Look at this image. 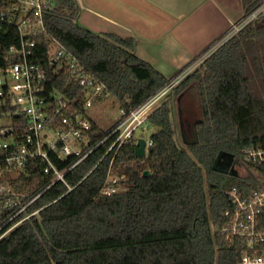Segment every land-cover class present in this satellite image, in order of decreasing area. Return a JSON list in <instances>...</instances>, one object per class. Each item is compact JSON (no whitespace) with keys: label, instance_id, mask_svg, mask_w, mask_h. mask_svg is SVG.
<instances>
[{"label":"trees","instance_id":"trees-1","mask_svg":"<svg viewBox=\"0 0 264 264\" xmlns=\"http://www.w3.org/2000/svg\"><path fill=\"white\" fill-rule=\"evenodd\" d=\"M263 2L243 0L244 17ZM79 13L78 0H53L48 29L123 106H139L182 72L168 78L137 55L133 38L95 32L78 22ZM148 122L159 130L144 157L133 139L100 161L111 137L69 175L71 184L81 181L72 191L57 199L67 187L56 185L34 205H47L39 215L0 239V264H239L243 242L221 228L227 191L245 178L212 166L222 150L239 160L248 147L264 145V13L174 86ZM99 131L94 122L92 135ZM111 166H127V186L105 195Z\"/></svg>","mask_w":264,"mask_h":264},{"label":"built area","instance_id":"built-area-1","mask_svg":"<svg viewBox=\"0 0 264 264\" xmlns=\"http://www.w3.org/2000/svg\"><path fill=\"white\" fill-rule=\"evenodd\" d=\"M53 0H0V239L47 205L36 202L58 184L72 191L69 175L95 149L115 136L112 150L140 138L155 104L218 46L264 13V2L166 87L134 108L123 106L107 83L48 29ZM199 63V64H200ZM59 84V85H58ZM76 87L81 93H73ZM71 91V96L66 92ZM117 102L121 116L92 135V109ZM152 141L147 140L146 152ZM99 161V162H100ZM234 167L243 186L227 191L230 205L221 231L242 240L239 264H264V145L248 147ZM110 167L102 193L126 189L125 175ZM56 199V200H57ZM55 201V200H54Z\"/></svg>","mask_w":264,"mask_h":264},{"label":"crops","instance_id":"crops-1","mask_svg":"<svg viewBox=\"0 0 264 264\" xmlns=\"http://www.w3.org/2000/svg\"><path fill=\"white\" fill-rule=\"evenodd\" d=\"M84 7L83 26L133 38L137 55L165 75L166 62L175 75L190 67L245 14L243 0H84Z\"/></svg>","mask_w":264,"mask_h":264},{"label":"rangeland","instance_id":"rangeland-1","mask_svg":"<svg viewBox=\"0 0 264 264\" xmlns=\"http://www.w3.org/2000/svg\"><path fill=\"white\" fill-rule=\"evenodd\" d=\"M79 4H80V13H79V16L77 18L78 22L81 24V25H86L85 24V19H84V14H85V7H84V0H78ZM82 3V5H81ZM180 62V61H179ZM171 61L169 62H166V65L164 66L165 67V70L167 71V76L168 78L172 79L174 78L175 76V73L174 74H171L170 73V69H169V65H170ZM176 63V62H175ZM193 63V62H192ZM200 62H195V64L198 66L200 65L199 64ZM160 64V63H158ZM191 64V63H190ZM161 66V65H160ZM196 66V67H197ZM189 67L186 66L182 72L184 70H186L187 68ZM196 67H193L192 69L194 70ZM181 70V69H180ZM180 70L178 72H180ZM192 70V71H193ZM181 72V73H182ZM191 72V71H190ZM189 72V73H190ZM168 97V94L166 96H164L161 100H159L156 104H155V108L162 103V101H164L166 98ZM91 111V116L93 117V120L95 123H97V125L100 127V129L102 130H109L111 129L112 125H114V123L117 122V120L120 118L121 116V111H120V106L117 102H110L108 103L107 105H105L104 107H98V108H95V109H92L90 110ZM175 119L179 120V117L178 115L176 114L175 115ZM190 118H188V121H187V124L188 126L190 125ZM180 126V125H179ZM187 126V127H188ZM144 126L140 127L138 130H137V135L139 137H143L147 140H150V137L153 133L157 132L159 130V127L157 126H154V125H150V126H146L145 129H143ZM180 129L181 128H178V132H179V136L181 135L180 134ZM184 135V134H183ZM182 141H184L183 138H181ZM137 164L136 163V167H137ZM128 166V165H127ZM127 166H121V167H117L115 168V173H118L120 175H124L123 172H126V168Z\"/></svg>","mask_w":264,"mask_h":264},{"label":"water","instance_id":"water-1","mask_svg":"<svg viewBox=\"0 0 264 264\" xmlns=\"http://www.w3.org/2000/svg\"><path fill=\"white\" fill-rule=\"evenodd\" d=\"M194 129H195V127H194ZM183 133H184L186 139H188V136L185 133V130H183ZM194 140H197L196 130H195V139ZM146 144H147V141L145 138L140 137L138 139V142L136 143V147H135V152H136L137 156L144 157L146 155ZM234 160H235V155L233 153L222 150L217 155V157L213 163L212 168L216 171H219V172L229 173V174L237 176V175H239V173L234 167ZM145 174H150V171L146 170Z\"/></svg>","mask_w":264,"mask_h":264}]
</instances>
